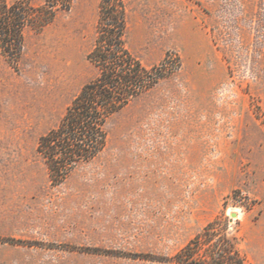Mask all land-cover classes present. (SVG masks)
Instances as JSON below:
<instances>
[{"label":"rangeland","instance_id":"rangeland-1","mask_svg":"<svg viewBox=\"0 0 264 264\" xmlns=\"http://www.w3.org/2000/svg\"><path fill=\"white\" fill-rule=\"evenodd\" d=\"M101 1L26 27L16 63L0 50V264H179L212 222L214 244L264 264V0H124L129 50L172 64L55 185L38 142L98 77Z\"/></svg>","mask_w":264,"mask_h":264},{"label":"trees","instance_id":"trees-1","mask_svg":"<svg viewBox=\"0 0 264 264\" xmlns=\"http://www.w3.org/2000/svg\"><path fill=\"white\" fill-rule=\"evenodd\" d=\"M71 2L46 0L42 5H33L30 0H0L1 52L10 62L16 63L24 45V29L42 30L59 11L69 10ZM96 29L88 59L98 69V77L80 90L59 125L42 135L38 142V152L55 185L62 183L79 163L95 158L105 149L108 119L165 78L172 64L167 55L160 64L146 67L129 50L124 0L101 1ZM176 59V63L179 62V58ZM215 231L212 222L177 252L172 261L179 264H246L227 236H223L221 247L213 243ZM203 242L212 244V252L202 251ZM200 251L202 255L197 258Z\"/></svg>","mask_w":264,"mask_h":264},{"label":"water","instance_id":"water-1","mask_svg":"<svg viewBox=\"0 0 264 264\" xmlns=\"http://www.w3.org/2000/svg\"><path fill=\"white\" fill-rule=\"evenodd\" d=\"M232 216H233V217H235V216H236V214H235V213H233V214H232Z\"/></svg>","mask_w":264,"mask_h":264}]
</instances>
